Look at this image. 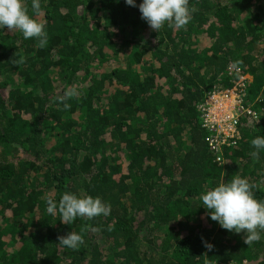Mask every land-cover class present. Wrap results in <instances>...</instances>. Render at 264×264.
I'll return each mask as SVG.
<instances>
[{
    "label": "trees",
    "instance_id": "trees-1",
    "mask_svg": "<svg viewBox=\"0 0 264 264\" xmlns=\"http://www.w3.org/2000/svg\"><path fill=\"white\" fill-rule=\"evenodd\" d=\"M24 2L48 42L0 28V264H264V231L246 245L200 205L233 176L264 201V0H189L159 31L141 0ZM242 75L240 133L213 151L200 108ZM66 192L111 212L62 223L46 200ZM72 231L77 249L58 243Z\"/></svg>",
    "mask_w": 264,
    "mask_h": 264
},
{
    "label": "clouds",
    "instance_id": "clouds-1",
    "mask_svg": "<svg viewBox=\"0 0 264 264\" xmlns=\"http://www.w3.org/2000/svg\"><path fill=\"white\" fill-rule=\"evenodd\" d=\"M125 3L137 6L136 0H125ZM40 7L39 0H32L33 13L38 14ZM138 8L141 18L154 31H159L166 23L182 28L191 19L189 0H141ZM5 27L18 30L24 39L36 38L40 47L48 42L45 24L29 12L24 0H0V28ZM238 72L234 66L229 67V75ZM245 76L250 77L242 75L239 79ZM250 78L246 81L251 80ZM244 82H241L239 90ZM220 92L225 91L214 93L219 95ZM76 95L75 89L68 88L60 99L67 101ZM64 107L69 105L64 103ZM238 132L240 133L239 129ZM250 143L254 148L251 155L258 157L260 151L264 150V136L253 138ZM253 187L246 177L233 176L230 180L219 182L200 194V205L208 211L210 218L225 230L243 233V242L246 245L261 239V231H264V201L254 196ZM46 205L48 214L56 215L58 212L59 220L66 224H72L77 217L92 219L101 215L107 216L111 212V205L103 202L100 197L71 192L62 194L58 204L52 199H47ZM83 242V236L76 231L58 237V243L69 249H77ZM207 247L211 248L212 245L208 244Z\"/></svg>",
    "mask_w": 264,
    "mask_h": 264
},
{
    "label": "built area",
    "instance_id": "built-area-1",
    "mask_svg": "<svg viewBox=\"0 0 264 264\" xmlns=\"http://www.w3.org/2000/svg\"><path fill=\"white\" fill-rule=\"evenodd\" d=\"M214 95L215 93L210 95L200 109L203 113V126L209 131L208 144L213 151H219L222 146L229 145L231 140L238 138V122L243 108L242 95L239 92V99L228 105L225 100H211ZM247 113L252 114L250 110ZM240 264L247 262L242 261Z\"/></svg>",
    "mask_w": 264,
    "mask_h": 264
},
{
    "label": "rangeland",
    "instance_id": "rangeland-1",
    "mask_svg": "<svg viewBox=\"0 0 264 264\" xmlns=\"http://www.w3.org/2000/svg\"><path fill=\"white\" fill-rule=\"evenodd\" d=\"M250 77L248 76H245V77H242L239 79L238 83L236 84L235 88H233L232 90H230L229 92L228 91H225V92H220L221 94H215L213 97H211V100H225L227 105L229 103H234L237 99H239V86L241 84V82H244L246 80H248ZM251 79V78H250ZM227 98H225V97Z\"/></svg>",
    "mask_w": 264,
    "mask_h": 264
}]
</instances>
